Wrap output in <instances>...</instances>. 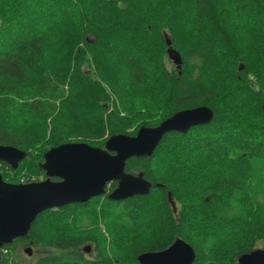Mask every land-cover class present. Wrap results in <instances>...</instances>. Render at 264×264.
<instances>
[{"label": "trees", "instance_id": "1", "mask_svg": "<svg viewBox=\"0 0 264 264\" xmlns=\"http://www.w3.org/2000/svg\"><path fill=\"white\" fill-rule=\"evenodd\" d=\"M247 16L264 25V0H0V145L26 153L16 170L0 164L5 182H38L59 145L103 147L182 110L213 111L210 124L126 162L152 184L147 196L44 211L0 264H20L28 245L45 252L31 264H138L176 238L193 264H238L264 244V49L240 45L235 22ZM165 36L180 75L165 65Z\"/></svg>", "mask_w": 264, "mask_h": 264}, {"label": "water", "instance_id": "2", "mask_svg": "<svg viewBox=\"0 0 264 264\" xmlns=\"http://www.w3.org/2000/svg\"><path fill=\"white\" fill-rule=\"evenodd\" d=\"M166 56L181 73L182 59L165 36ZM243 65L238 64L241 72ZM192 113L189 119L172 123L176 115ZM213 120V111L207 106L179 111L154 127H140L134 136L113 135L103 147H92L85 143H66L49 149L43 154L39 169L44 180L26 184H11L0 174V261L1 251L17 239H28L29 231L37 216L47 210L70 204H85L91 199L106 195L112 202H120L137 196H147L152 184L142 173L125 172L126 162L132 158H150L161 140L170 133L186 134L197 126L208 125ZM26 158V153L11 146L0 145V164L16 170ZM116 187L107 194V186ZM155 188H161L159 184ZM167 202L172 212L175 204L167 193ZM177 243L183 249L179 255H166ZM31 257L33 250L28 245L23 250ZM85 253L90 247L84 248ZM196 259L192 247L176 238L165 250L144 252L136 257L138 264H193ZM238 264H264V248L242 254Z\"/></svg>", "mask_w": 264, "mask_h": 264}, {"label": "rangeland", "instance_id": "3", "mask_svg": "<svg viewBox=\"0 0 264 264\" xmlns=\"http://www.w3.org/2000/svg\"><path fill=\"white\" fill-rule=\"evenodd\" d=\"M248 18L246 20L239 19L237 20L235 23L238 25L239 29H240V37H242V41L240 42V45L243 46V48L246 50L247 54H249V56L253 55L255 52H257L260 49H264V34L261 32V29L264 30V25H261V22L259 20V18H254L252 20L251 17L247 16ZM257 20L258 23L252 24V26L248 25V21L250 22H254V20ZM261 27V29H260ZM166 56V53H165ZM167 59V56H166ZM167 62H165V65L168 69H170V62H168L169 60H166ZM239 64V63H238ZM237 64V65H238ZM172 66H174L173 64H171ZM244 68V67H243ZM238 72V71H237ZM250 80H254V78L252 76H249ZM159 94L155 93V95H153V98H158ZM161 97V94H160ZM73 142V141H72ZM74 143V142H73ZM45 178V176L43 178L38 179L39 181H43ZM23 178H21L20 180L22 181ZM24 180V179H23ZM32 180L35 181L34 177H32ZM26 246H18V249L16 251V261L20 264H31L32 262H34L36 260L37 257H39L40 255L44 254L45 252L41 249H35L32 246V250H33V254L31 257H28L26 254H24L23 250ZM256 249H261L264 248V244L263 243H259L256 246ZM95 250L94 247L91 246V251L89 253H86V256L88 257H94L95 256Z\"/></svg>", "mask_w": 264, "mask_h": 264}, {"label": "snow or ice", "instance_id": "4", "mask_svg": "<svg viewBox=\"0 0 264 264\" xmlns=\"http://www.w3.org/2000/svg\"><path fill=\"white\" fill-rule=\"evenodd\" d=\"M192 115H196V114H192V113H182L179 115H176L174 120L171 121L172 123H178V122H182L184 120L189 119ZM182 251H186L185 249H183L182 245L177 243L176 245H174V247L170 250L169 253H167L166 255H179ZM176 264H179V262H176Z\"/></svg>", "mask_w": 264, "mask_h": 264}, {"label": "built area", "instance_id": "5", "mask_svg": "<svg viewBox=\"0 0 264 264\" xmlns=\"http://www.w3.org/2000/svg\"><path fill=\"white\" fill-rule=\"evenodd\" d=\"M21 183H22V184H24V183H25L23 179H22Z\"/></svg>", "mask_w": 264, "mask_h": 264}, {"label": "flooded vegetation", "instance_id": "6", "mask_svg": "<svg viewBox=\"0 0 264 264\" xmlns=\"http://www.w3.org/2000/svg\"><path fill=\"white\" fill-rule=\"evenodd\" d=\"M166 199H167V194H166Z\"/></svg>", "mask_w": 264, "mask_h": 264}]
</instances>
